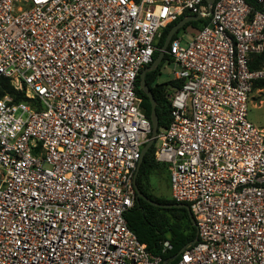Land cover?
<instances>
[{
    "label": "built area",
    "instance_id": "2783aa9c",
    "mask_svg": "<svg viewBox=\"0 0 264 264\" xmlns=\"http://www.w3.org/2000/svg\"><path fill=\"white\" fill-rule=\"evenodd\" d=\"M0 0V264H164L128 227L152 133L137 78L161 30L181 82L155 160L198 241L176 264H264V131L248 120L264 0ZM165 248H171L169 242Z\"/></svg>",
    "mask_w": 264,
    "mask_h": 264
},
{
    "label": "trees",
    "instance_id": "16d2710c",
    "mask_svg": "<svg viewBox=\"0 0 264 264\" xmlns=\"http://www.w3.org/2000/svg\"><path fill=\"white\" fill-rule=\"evenodd\" d=\"M245 1L255 11L262 9V6L258 0ZM187 16H189V14L185 13L177 21L169 24L161 30V36L156 43L157 51L153 56V61L157 58L160 50L164 46L168 32L173 26H175L179 21ZM205 24L206 22L204 20L190 22L186 24L182 30L178 31L174 35L173 39L181 36L182 31H185L189 27L196 28L197 31H199ZM169 50L170 45L168 46L167 53L165 54L164 60L159 65V67L156 70L146 74V82L153 93L154 99L157 102L156 110L159 117V134H161L171 122L170 97L173 94L174 88H178L181 85V82L175 80H172L170 84H158L157 82L158 77L161 74L163 64L165 62L172 63L173 61L168 54ZM250 68L252 70L264 68V53L260 55H253L251 57ZM139 81L140 77L138 76L137 93L142 99V109L147 118L150 120L151 104L147 95L140 89ZM170 85L172 90H169ZM259 89H264V80L256 81L253 84V90ZM6 95L13 97L17 102L28 100L25 96V93L17 91L9 79L2 78L0 79V99ZM156 148L157 145L155 143L145 154L137 176V185L145 196L156 202L167 205L176 204L171 196L169 198H158L152 195L149 191L148 185L150 184V181L152 182V180H150L152 177H164L160 176L161 174H158L156 171H165L166 178L170 179L169 166L158 163L155 160ZM125 219L127 221L128 227L135 233L138 240L142 244L146 245L147 251L153 256L162 257L163 261H168L169 264H176L179 261L180 256L177 258L174 257L182 248L190 244V242H192L198 235L197 228L192 224L189 213L185 208L155 207L143 199H138L137 193L134 206L126 213ZM165 242H169L171 246L170 249L164 247Z\"/></svg>",
    "mask_w": 264,
    "mask_h": 264
},
{
    "label": "water",
    "instance_id": "95a60500",
    "mask_svg": "<svg viewBox=\"0 0 264 264\" xmlns=\"http://www.w3.org/2000/svg\"><path fill=\"white\" fill-rule=\"evenodd\" d=\"M206 1L209 5H211L214 3L215 0H206ZM200 19H201V17L199 15L187 16V17L183 18L181 21H179L175 26H173L172 29L168 32L164 46L160 50V53L157 56V58L151 63V65L144 68L139 75V77H140L139 87L147 95V97L150 101V104H151L150 122H151V127H152V133H151V137L149 138L148 142L145 144V146L142 149V153H141L142 156H141V159L138 163L137 170L135 173V180H134L135 190H136L138 199H143L146 202L150 203L152 206L159 207V208H168V207L185 208L188 211L190 220L195 227H196V221H195L194 216L190 210V207L187 204L176 203V204H172V205H167V204H161L159 202H156V201L148 198L139 189V187L137 185V176H138L139 169H140V166L142 164V161H143L145 154L155 144V141L157 140L158 135H159V117H158L157 110H156L157 102L154 99L153 93H152L150 87L148 86V84L146 82V74L148 72L156 70L159 67V65L163 62L165 54L167 53V48H168L170 42L172 41L174 35L178 31L182 30L186 26V24L193 22V21H200ZM197 241H198V235L188 245H194L197 243ZM187 246L182 248L174 258H177L178 256H180ZM164 264H169V262L165 261Z\"/></svg>",
    "mask_w": 264,
    "mask_h": 264
},
{
    "label": "rangeland",
    "instance_id": "374dc122",
    "mask_svg": "<svg viewBox=\"0 0 264 264\" xmlns=\"http://www.w3.org/2000/svg\"><path fill=\"white\" fill-rule=\"evenodd\" d=\"M197 29L189 27L185 31H182L183 42H187L192 39L195 35ZM178 68L173 63L165 62L163 64L161 74L158 77V84H170L172 80L174 81V72ZM169 90H172L171 85ZM248 120L253 123L258 129L264 131V89L252 90L249 103ZM158 146L160 143L158 140L155 141ZM161 174L159 177L152 175V182L149 183V191L152 195L158 198H169L171 196V185L170 179L166 178L165 171H156Z\"/></svg>",
    "mask_w": 264,
    "mask_h": 264
}]
</instances>
